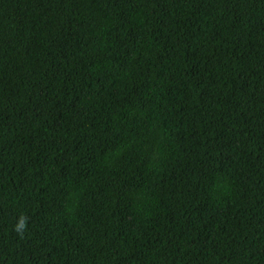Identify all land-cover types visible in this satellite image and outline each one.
I'll return each mask as SVG.
<instances>
[{
    "label": "trees",
    "instance_id": "16d2710c",
    "mask_svg": "<svg viewBox=\"0 0 264 264\" xmlns=\"http://www.w3.org/2000/svg\"><path fill=\"white\" fill-rule=\"evenodd\" d=\"M0 264H264V0H0Z\"/></svg>",
    "mask_w": 264,
    "mask_h": 264
}]
</instances>
